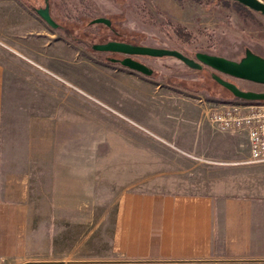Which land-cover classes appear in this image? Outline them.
Here are the masks:
<instances>
[{
    "label": "rangeland",
    "instance_id": "1",
    "mask_svg": "<svg viewBox=\"0 0 264 264\" xmlns=\"http://www.w3.org/2000/svg\"><path fill=\"white\" fill-rule=\"evenodd\" d=\"M22 2L24 32L10 34L18 42L0 46V58L18 67L9 98L19 119L51 117L63 130L56 143L45 144L67 156L58 158L57 183L73 186L69 191L67 186L72 205H59L51 226L57 257L85 237L84 253L109 255L116 200L125 189L264 193V163H250L246 136L217 131L205 119L201 101L239 100L213 74L246 91L264 92V86L208 67L195 70L173 57H131L150 70L146 76L121 66L123 55L93 50L98 41L86 38L105 31L91 23L104 17L114 20L123 36L135 38L133 44L191 58L201 52L239 61L247 50L264 58V15L235 0H49L52 18L62 26L55 30L33 12L46 7L45 0ZM27 60L40 67H35L39 77L23 71ZM30 73L34 81L22 85ZM67 119L83 124L86 119L87 125L60 127ZM19 161L13 166L24 163L26 183L52 181L45 159L41 165L33 158ZM57 192L58 204L68 202L64 191ZM29 194L34 201L43 192ZM81 201L83 207H77ZM44 225L48 232L50 224Z\"/></svg>",
    "mask_w": 264,
    "mask_h": 264
},
{
    "label": "crops",
    "instance_id": "2",
    "mask_svg": "<svg viewBox=\"0 0 264 264\" xmlns=\"http://www.w3.org/2000/svg\"><path fill=\"white\" fill-rule=\"evenodd\" d=\"M22 1L0 0L2 47L15 46L18 41L10 34L24 32ZM27 63L23 71H36L39 77L38 66ZM14 68L18 67L0 58V264H264V193L232 188L211 193L125 189L116 200L111 253L104 257L84 253L89 240L85 237L75 249L57 257L56 210L61 204L72 205L67 186L68 191L73 186L57 183L58 158L67 156H58L51 145L46 150L45 144L56 143L63 130L58 131V122L51 117L19 119L9 98L16 82ZM34 75L25 76L21 84L34 81ZM64 121L60 127L87 125L86 119L84 124L82 119ZM31 143L32 149L26 150ZM25 158L38 160L36 165L45 159L42 165L48 164L52 181L26 183L20 170L24 163L13 166ZM34 189L43 195L33 201L29 191ZM57 191H64L68 202L58 204ZM76 206L83 207L82 201ZM45 222L50 224L48 232Z\"/></svg>",
    "mask_w": 264,
    "mask_h": 264
},
{
    "label": "water",
    "instance_id": "3",
    "mask_svg": "<svg viewBox=\"0 0 264 264\" xmlns=\"http://www.w3.org/2000/svg\"><path fill=\"white\" fill-rule=\"evenodd\" d=\"M242 4L244 7L261 13L264 15V0H235ZM38 16L53 29L58 27V24L50 14L49 1L46 0V7L38 9ZM93 24L111 25V21L107 18L100 17L92 21ZM95 50L101 52H111L125 55L126 58L122 59L119 64L125 68L150 75V70L141 62L134 60L131 57L135 56H148V57H173L184 63L189 68L195 70H203L208 67L229 77L240 80H245L257 84L264 85V58L253 53L250 50L245 52V56L239 61L231 60L225 57L216 56L208 53H197L195 58L188 57L177 50L156 48L143 45H132L124 42H108L102 45H96ZM213 79L226 88L234 98L243 101H264V92L244 91L241 90L236 84L225 80L217 74H213Z\"/></svg>",
    "mask_w": 264,
    "mask_h": 264
},
{
    "label": "built area",
    "instance_id": "4",
    "mask_svg": "<svg viewBox=\"0 0 264 264\" xmlns=\"http://www.w3.org/2000/svg\"><path fill=\"white\" fill-rule=\"evenodd\" d=\"M205 119L221 133L246 136L250 163H264V101H218L207 105L201 100ZM80 264H117L113 261H88Z\"/></svg>",
    "mask_w": 264,
    "mask_h": 264
},
{
    "label": "flooded vegetation",
    "instance_id": "5",
    "mask_svg": "<svg viewBox=\"0 0 264 264\" xmlns=\"http://www.w3.org/2000/svg\"><path fill=\"white\" fill-rule=\"evenodd\" d=\"M49 1V0H48ZM45 2H46V0H45ZM45 8V7H44ZM49 8H50V14H51V7H50V4H49ZM39 9H42V8H39ZM38 9H36V8H34L33 9V12H35L36 14H37V11ZM38 15V14H37ZM51 16H52V14H51ZM40 18V17H39ZM110 19V18H109ZM110 21H111V25L110 26H107V25H105V24H101L103 27V29L105 30L104 32H101L100 30L99 31H97L96 33H87V35H86V38L87 39H91V37H93V38H95L98 42L97 43H95V44H93V50H95V46L96 45H102V44H106V43H108V42H124V43H128V44H132V45H140V44H133V43H135V41H134V39L135 38H133V37H131V36H127V37H125V36H123V34L121 33V31L119 30V26H116L114 23V20H111L110 19ZM92 22V21H91ZM58 24V23H57ZM60 30V29H62V26L60 25V24H58V27L55 29V30ZM87 39H84V41H83V43L84 42H86V41H88ZM143 46H145V45H143ZM95 51H97V50H95ZM99 52H101V51H99ZM105 53H111V52H105ZM111 54H113V55H119V56H121L122 54H118V53H111ZM123 56H125V55H123ZM126 57V56H125ZM124 57V58H125ZM108 59L110 60V61H113V62H117L118 61V57L117 58H109L108 57ZM123 59V58H122ZM224 75V74H223ZM227 76V75H226ZM212 77H213V75H212ZM229 77V76H228ZM231 78H233V77H231ZM237 80H240V79H237ZM241 81H244V82H248V83H250L249 81H245V80H241ZM234 83V82H233ZM234 84H236V83H234ZM237 85V84H236ZM259 85H261V84H259ZM262 86H264V85H262ZM223 87V86H222ZM239 87V86H238ZM240 88V87H239ZM226 89V88H225ZM241 89V88H240ZM242 90V89H241ZM244 91H246V90H244Z\"/></svg>",
    "mask_w": 264,
    "mask_h": 264
},
{
    "label": "trees",
    "instance_id": "6",
    "mask_svg": "<svg viewBox=\"0 0 264 264\" xmlns=\"http://www.w3.org/2000/svg\"><path fill=\"white\" fill-rule=\"evenodd\" d=\"M94 19H92V21H93ZM92 23V22H91ZM113 63H115V62H113ZM121 65V64H120ZM122 66V65H121ZM144 75H146V74H144ZM146 76H149V75H146ZM234 98V97H233Z\"/></svg>",
    "mask_w": 264,
    "mask_h": 264
}]
</instances>
